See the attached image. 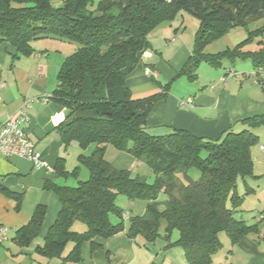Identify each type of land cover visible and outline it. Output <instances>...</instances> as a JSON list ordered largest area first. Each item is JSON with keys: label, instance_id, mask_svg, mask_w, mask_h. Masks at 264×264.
<instances>
[{"label": "trees", "instance_id": "trees-1", "mask_svg": "<svg viewBox=\"0 0 264 264\" xmlns=\"http://www.w3.org/2000/svg\"><path fill=\"white\" fill-rule=\"evenodd\" d=\"M52 2L0 0V43L13 45L17 57L32 53L31 42L37 39L77 45L63 59L51 97L65 112L57 126L62 144L76 142L82 151L73 169L66 170L64 159L59 158L54 171L66 179L76 177L83 166L88 177L72 185L45 182L44 188L58 196L60 209L42 242L34 247L35 253L60 259V264L78 263L84 242L98 248L95 238L108 239L120 232L153 242L161 235L160 220L164 219L167 240L173 231L178 232L168 246H180L187 264H210L222 246L221 232L234 243L255 229V224L234 213L251 191L246 180L254 176L251 148L258 137L250 129L264 125V114L240 119L247 128H229L216 139L185 129L149 134L148 115L167 97L169 83L162 85L150 74L160 91L136 98L126 77L151 48L150 32L182 10L195 16L199 25L192 53L178 76L192 79L202 62L220 67L226 56L232 58V54L235 59L236 49L216 54L202 49L232 27L263 17L264 0H61L57 6ZM263 30L264 26L249 32L247 41ZM259 43L260 49L239 54L264 70V42ZM108 146L143 160L154 180L148 182L142 175L114 167L105 157ZM240 180L246 186L243 194L237 189ZM0 192L14 201L15 210L20 209L21 194L2 186ZM120 194L145 201L144 213L124 220L123 209L115 203ZM45 214L46 207L37 205L29 221L15 230L13 240L28 246L40 234ZM111 215L118 221L113 223ZM76 223L84 228L75 229ZM68 243L71 248L64 254Z\"/></svg>", "mask_w": 264, "mask_h": 264}, {"label": "crops", "instance_id": "crops-1", "mask_svg": "<svg viewBox=\"0 0 264 264\" xmlns=\"http://www.w3.org/2000/svg\"><path fill=\"white\" fill-rule=\"evenodd\" d=\"M159 26L160 31L149 37L151 48L126 77V85L136 98L160 91L161 87L150 81V74L162 85L169 83L167 97L158 101L148 115L149 134L164 135L173 129H185L199 137L216 139L229 128L239 131L244 127L240 119L264 114V92H255V85L238 82L237 77L224 76L227 71L223 64L214 67L200 63L212 68L206 82L185 85L188 79L177 72L192 53L194 36L188 39L175 28L173 21ZM31 44L32 53L17 57L13 45L0 43V125L23 111L28 119L26 132L45 166L38 168L26 158L0 154V186L22 196L17 211L14 201L0 192V228L7 229V239L0 243V264H60V259L45 258L34 251L60 209L58 196L45 189L44 184L46 181L61 184L63 178L54 171L57 160L63 158L65 169L71 170L82 151L76 142L66 147L62 144L57 126L64 120L65 112L51 97L58 85L60 65L71 49L68 43L52 38L37 39ZM105 157L114 167L128 169L133 174L145 177L151 173L143 160L112 146L106 148ZM254 167L253 161L254 176L249 178H254L257 184L251 186L246 180L251 191L243 198L250 195V209L241 210L238 219L255 224V229L234 243L227 235L220 237L222 246L212 255L210 264H264V171L255 174ZM241 185L243 190H238L239 194L245 193L243 181ZM37 205L46 207L41 232L28 246L21 247L13 240L15 230L29 221ZM125 207L124 220L131 215H142L145 201L128 200ZM166 226V221L161 219V235L153 242L142 236L130 238L125 232L108 239L95 238L100 247L94 249L84 242L81 261L68 264H187L180 246H168L178 235L172 232L167 240Z\"/></svg>", "mask_w": 264, "mask_h": 264}, {"label": "rangeland", "instance_id": "rangeland-1", "mask_svg": "<svg viewBox=\"0 0 264 264\" xmlns=\"http://www.w3.org/2000/svg\"><path fill=\"white\" fill-rule=\"evenodd\" d=\"M94 3L97 2L98 0H93ZM61 2V0H53V5L57 6L59 5ZM174 23V26H176L175 28H178L179 32H184L185 36L191 40L193 39V36L195 35V31L199 25V20L193 16L191 13H189L186 10H182L180 11L172 20L165 22V24H161V25H166V23L172 22ZM262 26H264V16L260 17L257 20H254L253 22L249 23L247 26H235L232 27L231 29H229L228 31H226L225 33L221 34L220 36L216 37L214 40H212L211 42L207 43L203 49L202 52L203 53H208V54H216L218 52H222L225 50H230V52H232L234 49H236L237 54L235 55V59L233 58L234 56L231 54L232 58L230 56H226L224 59H222V64H223V68L226 69V71H231L233 75V77H237L239 81H241L242 83H244L245 85H255V92H264V70L263 68H255V65L253 64L252 59L248 56L245 57L243 55H240V53H244L247 51H255L260 49V46L262 45L259 42H264V30L260 33H258V35H254L252 36L251 41H247V38L249 37L251 31H253V33L256 31V29H260ZM160 26H157L156 28H158ZM156 28H154L150 34H156L157 31H160V28H158L157 30H155ZM155 30V32H154ZM171 30V29H170ZM175 30V29H174ZM174 30L172 29V31L174 32ZM65 42V41H64ZM69 46V48L71 49V52H73L77 45L75 43H70V42H66ZM211 66H207V64H202L201 66L199 65L195 71V77H193L192 79H188L187 80V84L185 85H192L194 83H200V85L204 84L201 82H206V78L209 77L210 74V70H212V68H210ZM247 68V69H246ZM243 72H245L246 76H243ZM258 72V73H257ZM237 73L241 75V77L239 78ZM249 74V75H248ZM254 74V75H253ZM227 76V73L224 75ZM181 81H185L184 78H181ZM177 85V84H176ZM175 85V86H176ZM179 85V84H178ZM180 89L183 91L184 90V86H181ZM248 89V88H246ZM244 128H247L244 126ZM251 128V127H250ZM249 128V129H250ZM243 129V127L241 128ZM239 129V130H241ZM257 137H258V141L256 144H254L251 148V154H252V159L254 161L255 167H254V173L257 174L258 172H263L264 171V148H261L264 146V125H260L257 127H252L250 129ZM90 152V150L88 151ZM78 165V162L75 163V166ZM74 166V165H73ZM147 169V166H144ZM72 168V167H71ZM195 175L197 174V172H193ZM88 177V171L85 167L80 166L79 168V172L77 174L76 177H68L66 179H61V184H75L76 183V179H85ZM145 178L147 179L148 182H152L154 180V174L151 172L149 175H146ZM258 179V177H257ZM247 181L249 182V184L251 186H254L257 183H254L255 180L254 178H247ZM238 190H243V187L241 185V180L238 182ZM160 198H165V196L161 195ZM244 198V197H243ZM241 200L240 204L237 207V211L234 213L236 218H239V213L241 212V210H249L250 209V205H249V199H250V195L246 196L245 200ZM129 199L126 198V196L124 195H118L115 199V203L122 207L123 211L126 209L125 207V203L128 201ZM135 201H142V200H135ZM245 202V203H244ZM240 209V211H238ZM110 219L113 223L118 221V218L114 215L110 216ZM76 226H74L75 229H81L84 228L83 225H81L80 223H76ZM175 235H178V232L175 230L173 231ZM226 234L224 232H221L219 234V238L222 236H225ZM38 240V239H37ZM221 240V239H220ZM36 240H34L35 242ZM71 246V243H68L65 251L69 250V247Z\"/></svg>", "mask_w": 264, "mask_h": 264}, {"label": "built area", "instance_id": "built-area-1", "mask_svg": "<svg viewBox=\"0 0 264 264\" xmlns=\"http://www.w3.org/2000/svg\"><path fill=\"white\" fill-rule=\"evenodd\" d=\"M227 74L233 75L231 71H227ZM237 75L239 76L240 74L237 73ZM27 120L26 114L23 111H19L0 125V154L4 157L20 156L30 160L35 167H43L45 162L26 132L25 125ZM6 239L7 229L1 227L0 243Z\"/></svg>", "mask_w": 264, "mask_h": 264}]
</instances>
